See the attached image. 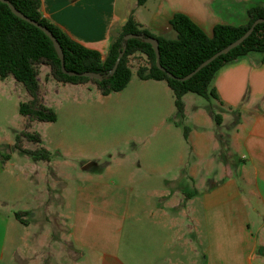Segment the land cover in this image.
<instances>
[{
  "label": "crops",
  "instance_id": "1",
  "mask_svg": "<svg viewBox=\"0 0 264 264\" xmlns=\"http://www.w3.org/2000/svg\"><path fill=\"white\" fill-rule=\"evenodd\" d=\"M254 5H264V0H146L142 5H137L136 0H40V12L70 38L99 51L104 58L130 15L153 35L175 38L170 19L182 13L211 37L217 24H245L246 10ZM50 79L62 86L81 85L99 92L92 82L73 84ZM141 81H154L150 85L160 96L155 103L168 107L155 132L161 133L163 152L171 157L164 159L157 152L158 147L148 149L150 157H142L143 163L139 160L137 166L128 170H106L107 175L116 176L109 182L99 173H89L91 167H78V171L88 173H80L82 179L76 185L66 219L69 241L80 257L79 263L71 260L73 264H124L127 257L131 258L130 264H264V53L250 51L227 62L210 82L218 95L215 107L238 111L233 121L232 149L243 152L244 160L238 169L243 171L246 191L233 177H227L231 175L230 169H226L230 164L225 165L221 178L199 185L193 182V191H186L187 179L182 173L188 147L197 155L217 149V139L224 134L216 137L214 129L201 125L210 127L215 120L214 111L207 105L192 117V122L203 130L196 126L184 136L181 122L174 114L177 110L170 87L163 80ZM188 93L182 96V119L188 113ZM29 99L27 93L25 101ZM221 120L220 115L219 124ZM35 146L38 147H23H44L37 143ZM44 148L49 151L48 160H34L10 148L9 160L17 154L24 161L17 170L13 161H0V264L10 251L20 249V244L12 246V229L20 225L26 228L28 215L35 218L31 200L34 195L39 208L48 209L50 180H46L47 187L41 184L43 178L37 185L30 171V160L47 167L57 164L50 148ZM87 164L91 166L92 161ZM40 170L47 178L43 167ZM16 212L30 213L21 215L25 221L21 222L15 217ZM130 232L132 246H127L126 254H122L120 250L125 246L119 243V237ZM101 234V242L94 243V237ZM192 234L194 239L189 237ZM107 235L116 237L113 245Z\"/></svg>",
  "mask_w": 264,
  "mask_h": 264
},
{
  "label": "rangeland",
  "instance_id": "2",
  "mask_svg": "<svg viewBox=\"0 0 264 264\" xmlns=\"http://www.w3.org/2000/svg\"><path fill=\"white\" fill-rule=\"evenodd\" d=\"M145 63L147 58L144 54L130 55L128 65L132 68V74L128 84L122 90L108 95H101L95 89L81 85L62 86L51 79L48 80L53 78L48 65H38L41 103L56 114L54 122L23 117L19 112V103L25 101L26 89L11 76L4 80L0 79L1 163L5 161L1 155H10V148L16 150L15 138L22 131L38 133L41 141L37 144L49 147L53 158L57 161L55 166L47 167L30 160L32 166L30 171L33 177H36L37 185L43 178L41 184L47 187L46 180H50L48 209L39 208V200L34 195L31 200L36 216L35 218H31V215L27 216L24 224L26 228H21L20 225L12 229V242L15 239L12 246L16 243L20 244V249L10 251L2 264H73L71 260L79 263L80 257H77L79 251L71 245L67 235L66 219L72 207L76 185L82 179L80 173L87 174L88 168L91 167L89 173L92 175L99 173L109 182L111 179H116V176L107 175L106 170L115 172L119 167L121 169L124 167L126 170L133 168L137 166L139 160L143 163L142 157H150L148 149L158 147L157 152L164 159L171 157L163 152L161 133L155 132V128L160 125L162 115L168 112V107L155 103L160 96L150 85L154 81H141L136 74L137 67ZM210 88H212L211 84L208 86V89ZM188 96L190 102L188 113L185 112L184 118L182 119L177 111L174 113L179 123L181 122L182 131L184 126L187 131L194 130L196 126L199 131L203 130L200 125L192 122V117L195 111L203 110L208 105V108L215 114L221 115L223 120L220 124L213 120L210 127L206 124L201 125L207 130L214 129L216 137L220 133L224 135L217 139L219 148L203 152L202 155H197L188 147L182 173L184 180L187 179L186 191H193V182L199 185L205 181L208 183L209 179L221 178L224 175L223 169L228 164L230 166L226 169H230L228 172L231 175L227 177H233L239 183L238 186L246 191L248 186L244 183L243 171L238 169L244 160L243 152L241 149L240 151L232 149L231 136L234 129L233 121L238 115L237 109L215 107V99L212 97L204 98L193 92L188 93ZM21 145L38 147L35 146L36 142L29 141L23 136ZM161 156L159 163L163 161ZM8 158L6 161L8 163L13 161L16 170L22 167L24 161L19 155L15 154L12 160ZM89 161H92L91 166L87 164ZM81 164L87 168L84 174L83 170L78 171ZM40 167H43L45 174L47 173V178L42 176ZM243 196L247 200V196ZM40 214H43L41 218L38 216ZM187 222L189 223V219ZM18 232L19 238L16 239ZM100 237L104 236L101 234L99 238L94 237L93 242L100 243ZM107 237L109 244L113 245L116 237L109 235ZM132 237L131 232L120 235L119 243L125 246L120 250L122 254H126L127 246L131 248ZM189 237L194 239L195 236L192 234ZM130 260L131 258L127 257L123 263L130 264Z\"/></svg>",
  "mask_w": 264,
  "mask_h": 264
},
{
  "label": "trees",
  "instance_id": "3",
  "mask_svg": "<svg viewBox=\"0 0 264 264\" xmlns=\"http://www.w3.org/2000/svg\"><path fill=\"white\" fill-rule=\"evenodd\" d=\"M14 7L31 19L46 26L58 40L63 54L65 68L77 73L94 71L103 75L97 80L81 75H68L62 72L60 60L50 38L39 28L17 17L7 4L0 2V79L12 76L26 89L30 99L19 103L21 115L38 121L53 122L56 114L49 107L41 103L40 85L38 82V65L50 67L51 75L63 83L96 84L101 95L122 90L131 77L128 65L129 56L138 52L147 58V66H139L136 74L141 79L163 80L170 87L174 95L177 113L183 117L182 96L187 92L196 93L204 98H218L214 88L208 86L215 72L229 61L247 54L250 51L264 53V22L258 23L251 34L238 46L220 55L209 64L201 68L186 80H180L194 70L202 61L216 51L227 46L239 38L250 27L255 19L264 18V5H254L246 10L248 21L239 26L217 24L213 27L212 36H207L189 17L176 13L170 19V25L176 33L175 38L155 36L146 28L136 23L130 15L120 34L111 42L108 53L104 58L99 51L85 47L70 38L60 27L44 18L40 12V0H9ZM146 0H136L137 5ZM128 33L141 34L143 37H155L159 42L160 64L165 71L156 65V56L151 47L143 39L131 38L126 41L123 36ZM124 47V53L113 73L110 69L114 65L119 50ZM217 123L220 115L214 114ZM187 136V128H183ZM22 136L29 141L39 143L38 133L22 131L16 135L14 148L22 154L30 155L34 160H48L49 151L44 147L26 149L21 145ZM7 159L9 155H1ZM30 212H16L15 217L25 222L21 215Z\"/></svg>",
  "mask_w": 264,
  "mask_h": 264
},
{
  "label": "water",
  "instance_id": "4",
  "mask_svg": "<svg viewBox=\"0 0 264 264\" xmlns=\"http://www.w3.org/2000/svg\"><path fill=\"white\" fill-rule=\"evenodd\" d=\"M0 2H3L5 4H7L13 14H15L17 17L29 22L30 24L36 26L37 28L42 30L50 38V40L52 41L53 47H54V49H55V51L57 53V56H58V58L60 60L61 70H62L63 73L68 74V75H81V76H85V77H89V78H94V79H97V80L103 79V75L98 73V72L83 71V72L77 73L75 71L67 70L65 68L64 54H63L62 48H61L58 40L56 39V37L52 34V32L46 26L42 25L41 23H39L38 21H36L34 19L29 18L24 13L20 12L16 7H14V5L9 0H0ZM261 22H264V18L263 17L255 19L254 22L250 25V27L239 38H237L233 42L229 43L227 46L221 48L220 50L216 51L210 57H208L207 59L202 61L194 70H192L187 75H185L183 77H180L179 79L180 80H186V79L190 78L192 75H194L201 68H203L204 66L209 64L211 61H213L214 59H216L220 55H223V54L229 52L234 47L238 46L247 36H249L251 34V32L253 31L254 27L258 23H261ZM131 38L143 39L144 42L149 43L151 45L154 53H155V56H156V61L155 62H156L157 67L160 70L165 71V69L160 64V61H159L160 53H159V42H158L157 38L152 37V36L143 37L141 34H134V33H128V34H125L123 36V40L124 41H126L128 39H131ZM123 53H124V47L121 50H119L118 55L116 57V60L114 62V65L110 69V73H113L115 71V69H116V67H117V65H118Z\"/></svg>",
  "mask_w": 264,
  "mask_h": 264
}]
</instances>
